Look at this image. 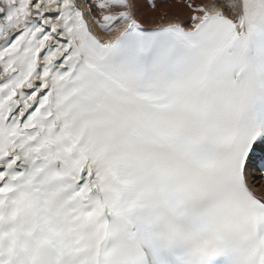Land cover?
I'll list each match as a JSON object with an SVG mask.
<instances>
[{
  "label": "snow or ice",
  "instance_id": "6c2138e0",
  "mask_svg": "<svg viewBox=\"0 0 264 264\" xmlns=\"http://www.w3.org/2000/svg\"><path fill=\"white\" fill-rule=\"evenodd\" d=\"M184 4L0 0V264H264V0Z\"/></svg>",
  "mask_w": 264,
  "mask_h": 264
},
{
  "label": "bare ground",
  "instance_id": "6f19581e",
  "mask_svg": "<svg viewBox=\"0 0 264 264\" xmlns=\"http://www.w3.org/2000/svg\"><path fill=\"white\" fill-rule=\"evenodd\" d=\"M144 2V0H142ZM152 3V0H147ZM209 3H217L218 0H208ZM157 7L143 8L140 19L144 22L146 28H156L166 23L178 22L186 24L191 16L186 8L184 0H155ZM254 176L250 178V184H253L255 190L264 193V183L259 179L257 171L251 166Z\"/></svg>",
  "mask_w": 264,
  "mask_h": 264
}]
</instances>
